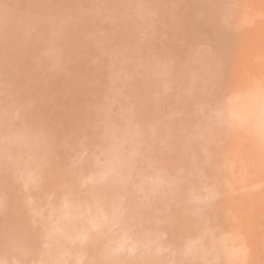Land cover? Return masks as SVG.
I'll list each match as a JSON object with an SVG mask.
<instances>
[{"label":"bare ground","instance_id":"6f19581e","mask_svg":"<svg viewBox=\"0 0 264 264\" xmlns=\"http://www.w3.org/2000/svg\"><path fill=\"white\" fill-rule=\"evenodd\" d=\"M1 1L0 92L9 102L3 103L2 91L0 178L6 183L0 182V192L13 197L7 199L3 193L6 198H1L0 193V234H4L0 264H264V246L259 249L264 245V24L258 19L263 15L258 6L264 10V0L249 6L242 0L247 9L238 5L241 0H32L31 8L30 0ZM250 8L256 13L251 11L253 17L260 15L257 22L262 26L251 25ZM158 11L176 17L159 16ZM29 12L32 17H24ZM168 17H175L174 22ZM16 20L19 23L14 24ZM178 22L182 35L173 31ZM166 28L169 36L163 34ZM259 29L262 34L256 37L253 33ZM65 32L73 38L70 33L66 38ZM186 33L203 35L205 42L195 35V42L188 44ZM175 37L182 41L176 44L180 50L173 47ZM172 39L175 42L169 44ZM198 44L204 45L200 51ZM146 51L155 52L163 66ZM84 53L95 60L83 59ZM240 53L246 54L248 63H239ZM109 54L114 57L106 60ZM186 59L192 67L182 62ZM140 61H147L148 69L144 68L149 71L142 72L139 66L145 63ZM250 61L252 68H260L256 76L262 79L257 83L251 81L257 70L249 74ZM118 63L122 68L126 65L123 69L128 73ZM106 64L114 66V72ZM242 64L244 68L250 64L244 72L250 75L246 84L253 89L243 88L249 76L240 73ZM52 65L59 69L61 80L52 75L54 70L47 76ZM221 72L231 74L227 80L233 74L234 85L220 80ZM115 73L121 83L117 81L105 101L112 99L105 104L102 99L115 87ZM108 74L112 76L105 77ZM108 83L107 92L99 90ZM216 85L220 90L215 91ZM93 86L107 94L97 95ZM177 87H183L186 96L171 95ZM242 88L251 94L246 96L250 92ZM147 97L149 102L143 105L141 100L148 101ZM28 99L44 115L37 111L41 115L37 119L36 110L23 108ZM12 101L17 107L10 106ZM17 150L21 153L15 154ZM19 179L25 191L30 190H23L24 196L19 193L23 187ZM5 185L19 192L14 196ZM16 198L19 204L13 202ZM2 199L13 205L5 206Z\"/></svg>","mask_w":264,"mask_h":264},{"label":"rangeland","instance_id":"374dc122","mask_svg":"<svg viewBox=\"0 0 264 264\" xmlns=\"http://www.w3.org/2000/svg\"><path fill=\"white\" fill-rule=\"evenodd\" d=\"M31 1H32V0L29 1V7H30V4H31ZM34 1H35V0H34ZM34 1H32V2H34ZM188 1H189V0H188ZM202 1H203V0H202ZM233 1H235V0H233ZM243 1H247V2H248V4H247V3H246V4L243 3L244 5H247V6H249V5H253V4H257V2H256L257 0H253V2H255V3H252V0H251V1H250V0H243ZM249 1H250V2H249ZM1 2H4V0L1 1ZM26 2H28V0H26ZM177 2H178V1H176V4H177ZM189 2H190V1H189ZM236 2H237V1H236ZM241 2H242V0L240 1V3L237 2L238 5H240ZM258 2H259V4H261L263 1H262V2L258 1ZM174 3H175V2H174ZM174 3H173V4H174ZM251 3H252V4H251ZM0 4H2V3H0ZM32 4H33V3H32ZM35 4H37V1L35 2ZM243 4H241V5L244 6ZM123 5H124V7H125L124 10L126 11V7L128 8V6H127L128 3H127V4H123ZM125 5H126V6H125ZM34 6H35V5H34ZM131 6H132V5H131ZM133 6H134V5H133ZM242 6H241V7H242ZM247 6H244V8H246ZM255 6H256V5H255ZM259 6H260V5H259ZM259 6H258L259 11H260V12H262V11L264 12V10H261V8H260ZM0 7H1V6H0ZM134 7H135V6H134ZM134 7H133V8H134ZM30 8H31V7H30ZM122 8H123V6H122ZM130 8H131V7H130ZM133 8H132V9H133ZM244 8H243V9H244ZM252 8H253V7H252ZM254 8H255V7H254ZM254 8H253V9H254ZM136 9H139V10L142 9V10H143V8H141V9H140V8H136ZM243 9L239 7L238 10H242V11H243ZM246 9H247V8H246ZM253 9H251V8H250V10L248 9V10L250 11L251 15H250V14H247V15H248V16H251V17H248V16H247V17H248V19H249V18H251V19L253 18L254 21H255V20L257 19V17L260 16V15H257L256 18L253 17V16H255L254 14H252L253 12H251ZM28 10H30V9H28ZM124 10L122 9V11H124ZM134 10H135V9H133L132 11H134ZM174 10H175V12H177L176 9H174ZM248 10H247V12H248ZM127 11H130V9H129V10L127 9ZM193 11H195V9H194ZM242 11H240V13H242ZM253 11H254V10H253ZM255 11H256V12H259V11L257 10V7L255 8ZM255 11H254V13H255ZM17 12H18V11H17ZM17 12L14 13L15 16H16V13H17ZM30 12H31V11H30ZM30 12H29V15H28V14H25V15H24V13H25V12H24V13H23L24 17H25V16H27V17H32V15L30 16ZM184 12H185V11H184ZM184 12H183V13H184ZM243 12H244V11H243ZM245 12H246V10H245ZM260 12H259V14H260ZM263 12L261 13V14H263L262 17L260 16V18H258V19H262V20L264 19V13H263ZM26 13H27V12H26ZM82 13H84V12H82ZM82 13H80V14H81V17L84 15V14H82ZM128 13H131V11L128 12ZM157 13H159V11H158ZM157 13H156V15H157ZM161 13H162V12L160 11L159 16L161 15ZM163 13H164V12H163ZM163 13H162V15H164V16L167 15V14H163ZM178 13H180V12H178ZM178 13H177V14H178ZM193 13H194V14H197L198 12L196 11V12H193ZM193 13H192V16L195 17L196 15H193ZM18 14H20V12H19ZM31 14H32V12H31ZM180 14H181V13H180ZM180 14H179V15H180ZM189 14H190V13H189ZM255 14H256V13H255ZM23 15H22V16H23ZM171 15H172V16L175 15V17H176V14H174V13L171 14ZM171 15H170V16H171ZM184 15H187V12H185ZM252 15H253V16H252ZM15 16H13V18H14ZM20 16H21V15H20ZM154 16H155V15H154ZM167 16H169V14H168ZM170 16H169V17H170ZM180 16H181V15H180ZM198 16H199V14H198ZM16 17H19V15L16 16ZM16 17H15V18H16ZM162 17H163V16H161V19H162ZM169 17H168V19H169L168 22H170V20L174 22V20H172V19H173V18L175 19V17H172V19H170ZM177 17H179V16H177ZM183 17H184V16H182V18H183ZM187 17H188V16H187ZM187 17H186L185 19H187ZM196 17H197V16H196ZM200 17H201V15H200ZM22 18H23V17H22ZM165 18H166V17H165ZM165 18H164V19H165ZM179 18H180V17H179ZM198 18H199V17H198ZM19 19H21V18L19 17L17 20H19ZM158 19H159V18H158ZM164 19H163V20H164ZM180 19H181V18H180ZM251 19H250V20H251ZM258 19L255 21L256 23H255L254 21L251 20V21H252V22H251V25H252V26L254 25V26L256 27L257 24L259 23V22H257ZM17 20H16V22L14 21V24H17V22H18ZM22 20H23V19H22ZM159 20H160V19H159ZM163 20H161V21H163ZM250 20H248V21H249V24H250ZM262 20L260 21V23L262 22L261 24L263 25V24H264V22H263L264 20H263V21H262ZM166 21H167V20H166ZM177 21H178V20H177ZM182 21H183V20H182ZM182 21H181V22H182ZM184 21H185V23H188V22H186L187 20H184ZM164 22H165V21H164ZM164 22H162V23H164ZM168 22H165V25H166V23H168ZM12 23H13V22H12ZM18 23H19V22H18ZM178 23H179V22H178ZM253 23H254V24H253ZM169 24H170V23H169ZM169 24H168V25H169ZM171 24H173V23H171ZM171 24H170V26H171ZM181 24H182V23H181ZM181 24L179 23V26H178V24H177L178 29L173 30V31L175 32V34H176V32L179 33L180 28L182 29V27H181L182 25H181ZM261 24H258V25H259V26H262ZM76 25H78V24H75L74 26H76ZM168 25H167V26H168ZM173 25H174V24H173ZM184 25H185V24H184ZM78 26H79V25H78ZM167 26H166V27H167ZM170 26H169V27H170ZM175 26H176V25H175ZM175 26H174V27H175ZM177 26H176V27H177ZM243 26H245V25H242V27H243ZM246 26L248 27V25H246ZM263 26H264V25H263ZM263 26H262L261 28L264 29ZM76 27H77V26H76ZM80 27H81V26H80ZM176 27H175V28H176ZM250 27H251V26H250ZM250 27H249V29H250ZM101 28H103V27L101 26ZM101 28H100V30H102ZM147 28H148V27H147ZM147 28H146V29H147ZM152 28H153V29H152ZM152 28L149 27V29L154 30V27H152ZM252 28H253V27H252ZM259 28H260V27H259ZM103 29H104V28H103ZM171 29H173V27H171L169 30H171ZM249 29L245 27V30H249ZM256 29H257V28H256ZM263 29H261V31H262ZM82 30H84V29H83V28L81 29V31H80L81 33H82ZM106 30H107V29H106ZM109 30H110V29H108V31H109ZM257 30H258V29H257ZM103 31H104V30H103ZM108 31H107V32H108ZM161 31H163V30H161ZM165 31H168L167 28H166V30L164 29V31H163V34H164V35H166V34L164 33ZM249 31H250V30H249ZM261 31H260V29H259L258 32L255 31V33H253V34H254V35L256 34V37H257V35L260 37V34H262ZM263 31H264V30H263ZM72 32H74V31H72ZM107 32H106V33H107ZM145 32H146V33H147V32H150V30H148V31L144 30L143 33H145ZM154 32H155V31H154ZM154 32H153V33H154ZM168 32H169V31H168ZM181 32H182V31H181ZM181 32H180V33H181ZM200 32H201V31H200ZM202 32H203V31H202ZM241 32L243 33V31H241ZM66 33H67V32H65V35H64V36H65L66 38H68V37L70 36L71 33H70V32H69L70 34L67 33V34H69L68 36H66ZM78 33H79V31H78ZM98 33H99V30H98ZM98 33H97V34H98ZM100 33H102V32H100ZM100 33H99V35H97V34L95 33V36H98V37H99V36L101 35ZM109 33H111V34H109ZM151 33H152V32H150V35H153V34H151ZM158 33H160V32H158ZM158 33H157V35H158ZM166 33H167V32H166ZM170 33H171V31H170ZM170 33H169L168 35H166V36H169ZM180 33H179V34H180ZM74 34L77 35L76 32H75ZM108 34L111 35V36H113V35H112L113 32H112L111 30H110V32H108ZM155 34H156V33H155ZM179 34H178V35H179ZM71 35H72V34H71ZM147 35H148V33H147ZM164 35H160L162 39H163ZM171 35H172V34H171ZM180 35H182V34H180ZM186 35H187V33H186ZM193 35H194V34H193ZM193 35H192V36H193ZM195 35H196L197 38H198V37H200V38L202 37V39H203V35L199 36L198 33L195 34ZM195 35H194V36H195ZM93 36H94V35H93ZM93 36H92V37H93ZM106 36H107V34H106ZM111 36H109V37H111ZM173 36H174V35H173ZM183 36L185 37L184 34H183ZM187 36H189V35H187ZM194 36H193V37H194ZM70 37H71V36H70ZM74 37H75V36H74ZM98 37H95V38H98ZM102 37H104V32H103V35L101 36V38H102ZM109 37H107V38H109ZM170 37H171V36H170ZM170 37H169V38H170ZM178 37H179V36H178ZM178 37H177V38L175 37V40H177V42H175V41L172 39L173 42H169V41H168L169 44L175 42V46H173V45H172V46H173V47H177L176 44L179 45V43L182 42V41L179 40L180 38L178 39ZM181 37H182V36H181ZM184 37H182L183 41H184ZM193 37L189 36V37H188V38H190L189 41L192 40ZM196 37H194V38L196 39ZM71 38H73V35H72ZM75 38H76V37H75ZM75 38H74V39H75ZM105 38H106V37H104V39H105ZM164 38H166V37H164ZM167 38H168V37H167ZM186 38H187V37H186ZM261 38H262V37H261ZM56 39H57V38H56ZM98 39H99V38H98ZM163 40H164V39H163ZM178 40H179V42H178ZM203 40H204V42H205V38H204ZM203 40H202V42H203ZM165 41H167V40H165ZM189 41L186 39V41H184V42H188V44H189V43H192L191 41H190V42H189ZM193 41L195 42L194 39H193ZM168 42H167L166 44H168ZM200 42H201V40H200ZM204 42H203V43H204ZM56 43H57V42H56ZM56 43H55V44H56ZM60 43H61V42H60ZM197 43H198V41H197ZM62 44H63V43H62ZM65 44H66V43H64L63 45H65ZM99 44H100V43H99V41H98V45H99ZM181 44H182V43H181ZM194 44H195V43H194ZM63 45H62V46H63ZM76 45H77V44H76ZM92 45H93V47H94V46H96L97 44H96V45L92 44ZM92 45H91V48H93ZM102 45H104V44H102ZM102 45H101V47H102ZM105 45H106V44H105ZM184 45H186V44H184ZM196 45H197V44H196ZM198 45H199V46H195V45H194V46L197 47L198 50H199V49H200V45H202V44H198ZM62 46H61V47H62ZM169 46H170V45H169ZM181 46H183V45H181ZM194 46H193V47H194ZM202 46L204 47V45H202ZM202 46H201V49H200V50L203 49ZM54 47H55V46H53V48H49V49H52V50H53V49H55ZM57 47H59V46H57ZM57 47H56V48H57ZM179 47H180V46H179ZM186 47H188V46H186ZM190 47H192L191 44H190ZM95 48H97V47H95ZM99 48H100V45H99ZM183 48H184V46H183ZM57 49H59V48H57ZM171 49H173V48H171ZM176 49L180 50V48H178V47H177ZM176 49H175V50H176ZM181 49H182V47H181ZM192 49H193V48H192ZM194 49H195V50H194V51H195L194 53H195V56H196V55H197V53H196V48H194ZM47 50H48V48H47ZM47 50H46V51H47ZM89 50H91V49L89 48ZM95 50H96V49H95ZM175 50H173V51H171V52L174 53V54H176V56H179V54L177 53L178 50H177L176 52H174ZM183 50H187V48H186V49H183ZM183 50H182V51H183ZM198 50H197V51H198ZM200 50H199V51H200ZM56 51H57V50H56ZM160 51H161V50H160ZM188 51H189V50H188ZM92 52L95 53V52H94V49H93ZM158 52H159V51H158ZM89 53L91 54V52H89ZM145 53H147V55H148L149 53H151V54H149V55H150L149 57H151L153 51H152V52H147V51H146ZM154 53H155V52H154ZM154 53H153V56H154L156 59H154V58H153V59L158 61V63L155 62V64H156V63L159 64V62H162V60H159L158 57H156ZM179 53H180V52H179ZM192 53H193V52H192ZM84 54H85V53H84ZM84 54L81 56L83 59H86V60H90V59L95 60V59H93V58H90V57H92V56H90L89 54H88V55L90 56L89 58H87V57H88L87 54H85L86 56H84ZM111 54H113V53H111ZM142 54H143V53H142ZM158 54H159V53H158ZM180 54H181V53H180ZM187 54H188V53L186 52L185 55H187ZM240 54H241V53H240ZM240 54H238V55H240ZM91 55H92V54H91ZM95 55H96V53H95ZM113 55H114V54H113ZM113 55L111 56V55L109 54V56L107 57L106 60H108V58H109L110 56H111V57H114ZM160 55H161V53H160ZM172 55H173V54H171V56H172ZM181 55H184V54L182 53ZM190 55H191V52L189 53V59H190ZM192 55H193V54H192ZM241 55H242V56H241ZM241 55H240V57H242V58L239 57L240 60L242 59L241 62H240V60H239L238 58H236V59H238L239 63H243V64L248 63L247 61H249L250 59H248L247 57H246V58H247L248 60H247V59H244V57H245L246 54H244V55L241 54ZM247 55H248V54H247ZM144 56H145L146 58H149V57H147L146 55H144ZM144 56H143V57H144ZM176 56H173V57H176ZM202 56H203V55H202ZM205 56H207V55H205ZM81 57H80V58H81ZM93 57H94V55H93ZM143 57H142V59H143ZM145 57H144V58H145ZM173 57H172V58H173ZM179 57H180V56H179ZM179 57H178V58H179ZM82 58H81V59H82ZM178 58H176V59H178ZM181 58H182V57H181ZM185 58H186V57H185ZM205 58H206V57H205ZM179 59H180V58H179ZM183 59H184V58H183ZM183 59H180V60H183ZM189 59H188V60L186 59L187 62H186V61H182V62L188 64V62H190ZM263 59H264V56H263ZM106 60H105V61H106ZM109 60H111L112 63L114 62L113 64H114V66L116 67V65H115V61H113V59H109ZM145 60H146V59H145ZM145 60H143V61H145ZM246 60H247V61H246ZM141 61H142V60H141ZM141 61H140V62H141ZM143 61H142V62H143ZM150 61H151V59H148V62H150ZM204 61H206V60H204ZM244 61H246V62H244ZM142 62H141V63H142ZM163 62H164V61H163ZM261 62H262V61H261ZM129 63H130V62H128V63H126V64H128L129 66H131L130 64H132V63H130V64H129ZM144 63H145V62H144ZM144 63H142V64H144ZM150 63H151V62H150ZM167 63H168V62H167ZM191 63H192V62H191ZM191 63H190V65H191ZM100 64H101V63H100ZM109 64L111 65V63H109ZM109 64H108V65H109ZM118 64H119V63H118ZM146 64H147V61H146V63H145L144 65H141V64H140L141 66H139V67H141V70L143 69V71H142L143 73H145L144 70H146V69L144 68V66H146ZM155 64H154V66H155ZM163 64H164V63H163ZM243 64H242V65H243ZM250 64H251V61H250ZM250 64H249V65H250ZM106 65H107V64H106ZM108 65H107V66H108ZM110 65L108 66V68L111 70L110 72H114L115 67H114V66H111V67L113 68V69H112V68L110 67ZM121 65H122V64H119V67H121V69H123V68H128V67H125L126 65L124 66V64H123V68H122ZM138 65H139V64H138ZM150 65L153 66V61H152V63H151ZM165 65L167 66L168 64H165ZM190 65L188 64L189 67H192V65H191V66H190ZM204 65H205V64H204ZM223 65H224V64H223ZM242 65H240V67H241ZM249 65H247V66H248V67H247L248 69L251 68V69H250L251 71L249 70V71H250L249 74H250L251 72L253 73V72H255V71L257 70V72L254 73V74H255V77H254V75H253L252 73L250 74V75H253V77H254V78H253V77L251 76V78H252L251 81H255L256 83L259 82V81H260V77H261V75H260V77H259V75L256 76V74H258V71H259L260 68L258 67V68H259V69H258L257 66H255V67L252 68L253 64H251V66H250V68H249ZM53 66H54V65H52L51 67H48V68H50L49 71H48V69L46 68V70L48 71L47 73H49L50 70H51V71L54 70V69H53ZM59 66H61V65H60V64H59V65L56 64V67H58V68L60 69ZM107 66H106L105 68H107ZM148 66H149V65H148ZM148 66H146L147 69H148ZM152 66H150V67L152 68ZM159 66H163L162 63L159 64ZM159 66L156 65V67H159ZM168 66H169V65H168ZM219 66H221V65H219ZM244 66H246V65H243V66L241 67V69H243ZM139 67H138V68H139ZM240 67H239V68H240ZM51 68H52V69H51ZM58 68H57V70L59 71ZM105 68H103V70L101 69L102 72H103V71L105 72V70L108 69V68H107V69H105ZM129 68H130V67H129ZM138 68H137V69H138ZM216 68H218V66H217ZM245 68H246V67H245ZM245 68H244V70H242V71L240 70V71H241L240 73H244V75H245L247 78H248V76H249L248 79H246V78L244 79L245 76L242 74V77H243L242 79H244V81L246 80V81H245V85H247V86H243V88H244V87H245V88L248 87V90H249V89L252 88V87H250V86H252V85H248V84H250L248 81H250L249 79H251V78H250V75H248V73L244 72L245 70H248L247 68H246V69H245ZM135 69H136V68H135ZM137 69H136V70H137ZM139 69H140V68H139ZM149 69H150V68H149ZM154 69L156 70V68H154ZM154 69H153V70H154ZM169 69H170V67H169ZM219 69H220V68H219ZM222 69H223V68H222ZM225 69H226V68H225ZM225 69H224V70H225ZM252 69H255V70H252ZM44 70H45V69H44ZM123 70H124V69H123ZM129 70H130V69H128V71H129ZM155 70H154V71H155ZM217 70H218V69H217ZM54 71H55L54 74H52V72H51L52 75H57V74H58L59 77L61 76V75L59 74L60 71H59V72L56 71V70H54ZM99 71H100V70H99ZM124 71H126V69H125ZM124 71H123V72H124ZM134 71H135V70H134ZM134 71H133V72H134ZM139 71H140V70H139ZM139 71H138V73H139ZM146 71H149V70H146ZM150 71H152V70H150ZM220 71H221V69H220ZM57 72H58V73H57ZM100 72H101V71H100ZM104 72H103V73H104ZM107 72H109V71H106V74H107ZM120 72H122V70H120ZM120 72H119V73H120ZM142 72H140V73H141L140 75L143 74ZM229 72H230V71H229ZM247 72H248V71H247ZM45 73H46V71H45ZM116 73H117V72H116ZM116 73H115V74H112L114 79L117 78V77H116V76H117ZM126 73H128V72L126 71L125 74H126ZM135 73H136V71H135ZM193 73H196V71H193L192 74H193ZM219 73H220V72H219ZM221 73H222V76H220V80H221V79H222V80L225 79V77L227 78V77L229 76V74H230V73H229L228 76H226L227 73H224V72H221ZM121 74H122V73H121ZM121 74H120V75H121ZM123 74H124V73H123ZM123 74H122V75H123ZM133 74H134V73H133ZM246 74H247L248 76H247ZM259 74H260V73H259ZM49 75H50V73L47 74V76H49ZM58 75H57V77H56L57 79L59 78ZM112 75L109 76V74H108V76L105 75V77H108V78H109V77H111ZM120 75H118V76H120ZM122 75H121V76H122ZM128 75H129V74H128ZM134 75L137 76L138 74H137V75L134 74ZM230 75H231V74H230ZM121 76H120V77H121ZM124 76H125V75H124ZM223 76H224V78H222ZM232 76H233V78H232L231 76H230L231 78L229 77L230 80H227V79L224 80L225 82H226V81L228 82L227 85H229V86L234 85L233 83L231 84V82H233L234 79H235L233 74H232ZM50 77H51V76H50ZM61 77L63 78V76H61ZM61 77H60V80L62 79ZM120 77H119V79H122V78H123V77H121V78H120ZM257 77H258V78H257ZM48 78H49V77H48ZM56 78L54 79V76H52L51 79L57 80ZM51 79H50V80H51ZM117 79H118V78H117ZM123 79H125V77H124ZM231 79H233V80H231ZM254 79H255V80H254ZM256 79H259V80H256ZM261 79H262V77H261ZM105 80H107V82H109L107 78H106ZM110 80H111V79H110ZM115 80H116V79H115ZM115 80H114V86H115V84L117 83V81L120 82L119 80H116V81H115ZM220 80H219V81H220ZM124 81H125V80H124ZM164 81H166V80H164ZM164 81H163V83H165ZM244 81H242V84H243ZM251 81H250V82H251ZM107 82H106V83H107ZM126 82H127V81H126ZM210 82H211V81H210ZM210 82H209L208 84H211V86L213 85L212 87H214V84H213L214 82H213V83H210ZM217 82H218V81H217ZM220 82H221V81H220ZM235 82H236V81H235ZM235 82H234V83H235ZM255 82H252V83L254 84ZM111 83H113V82H111ZM120 83H121V82H120ZM163 83H162V84H163ZM222 83H223V82H222ZM222 83H221V84H222ZM246 83H248V84H246ZM108 84H109L108 87H105V88L101 87L99 90H104V89H105L106 92H107V89L109 90V89H110V85H111L110 83H108ZM127 84H128V83H127ZM127 84H126V87H124V88H127V87H128ZM144 84H145V83H144ZM221 84L219 83V85H221ZM225 84H226V83H224V85H225ZM235 84H237V82H236ZM242 84H241V85H242ZM96 85H98V84H96ZM146 85H147V84H146ZM163 85L165 86L166 83L163 84ZM200 85H203V84L200 83ZM224 85H223V87H224ZM98 86H99V85H98ZM106 86H107V85H106ZM112 86H113V85H112ZM124 86H125V85H124ZM148 86H149V85H148ZM198 86H199V85H198ZM206 86H207V85H206ZM216 86H217V85H216ZM229 86H227V87H229ZM162 87H163V86H161V88H162ZM208 87H210V85H209ZM225 87H226V85H225ZM249 87H250V88H249ZM94 88L98 89L97 86H93V89H94ZM114 88L116 89V86L113 87L112 90L110 89V93H108V94L106 93L107 95H106L104 92H102V91H99V90L94 89V91H98V94H97V92H96L95 95L97 94V95H100V96L102 97L103 94H105V95H106V97L104 96L105 99H104V98L102 99L100 96H99L100 98L97 97V99L99 98V100L102 99V100L105 101V100L107 99L108 95H109V97H110L111 92H114V91H115ZM165 88L167 89V87H165ZM181 88H182V90L184 89L183 87H181ZM181 88H180V89H178V87H177V89H176V88H172V90H174V92H176L175 94H174L170 89L168 90V92L171 91V92L173 93V94H171V95H176V94H177V95H179V96H180V95H181V96H186V94L184 93L185 91H184V90L182 91ZM201 88H202V86H201ZM220 88H221V87H220ZM220 88L218 89V86H217L216 89H215V88H210V89H212V90H209V91H212V92H213L214 89H215V91H216L217 89L220 90ZM243 88H242V90H245V89H243ZM162 89H163V88H162ZM239 89H240V87L238 88V90H239ZM252 89H253V88H252ZM163 90H164V89H163ZM218 90H217V91H218ZM248 90H247V91L245 90L246 93H247V92H250V91H248ZM2 91H3V90H1L0 95H1ZM161 91H162V90H161ZM164 91H165V90H164ZM164 91H163V93H165ZM166 91H167V90H166ZM178 91H179V92H178ZM180 91H181V93H180ZM239 91H241V90H239ZM101 92H102V95L100 94ZM108 92H109V91H108ZM232 92H234L235 95H236V93L239 94L238 91L235 92V91L233 90ZM241 92H242V91H241ZM241 92H240V93H241ZM3 93H4V91H3ZM3 93H2V97H4V100L1 99V96H0V99H1V100L3 101V103H5V105H6V103L9 102V101L5 102L6 100H8V99H7L8 97L5 99V96H6V95H5V93H4V94H3ZM129 93H130V92H129ZM163 93L161 92L162 95H163ZM178 93H179V94H178ZM207 93H208V92H207ZM234 93H233V95H234ZM243 93H245V92L243 91ZM243 93H242V94H243ZM112 94H113V93H112ZM165 94L167 95V93H165ZM242 94H241V95H242ZM250 94H251V92H250L249 94L247 93L246 96H249ZM3 95H5V96H3ZM169 95H170V93H169ZM171 95L168 96V97H171ZM229 95H230V94H228L227 96L229 97ZM242 96H245V94L242 95ZM10 97H11V96H10ZM15 97H16V96H15ZM21 97H22V96H21ZM21 97L19 98V96H18L16 99L19 98V100H20ZM109 97H108V98H109ZM165 97H166V96H165ZM168 97H167L166 99H168ZM176 97H177V96H176ZM232 97L234 98V96H232ZM23 98H24V97H23ZM147 98H148V97H147ZM11 99H13L14 102H15V100H16L15 98H11ZM111 99H112V98H111ZM111 99L105 101V104H109L108 101H110ZM171 99H172V97H171ZM171 99H168V101H170ZM173 99H174V98H173ZM1 100H0V102H2ZM144 100H145V99H144ZM151 100H153V99L151 98ZM151 100H150V102H151ZM13 101H12V103H10V104H11V105H10L11 107H12V104L14 103ZM17 101H18V100H17ZM21 101H22V100H21ZM21 101H20V102H21ZM166 101H167V100H166ZM175 101H177V99L173 101L174 104H175ZM10 102H11V101H10ZM20 102H18V103L20 104ZM24 102H25V103H23V105H24L23 108L25 107L26 110H27V109H30V110L32 109V110H34V112H35V110L38 109V107H37V108L34 107L32 103H31L32 105H29V104H28V103H29V99H28V101H27V100H26V101L24 100ZM31 102H32V101H31ZM141 102L143 103V105H146V104H144V103H145V102H146V103L149 102V98H148V101L145 100V101L143 102V101L141 100ZM3 103H0V105L3 104ZM154 103H155V101L153 100V101H152V104L154 105ZM26 104L29 105V106H25ZM34 104H35V103H34ZM152 104H150V105H152ZM162 104H163V103H162ZM164 104H166V102H165ZM167 104H168V103H167ZM171 104H172V103H171ZM17 105H18V104H17ZM21 105H22V104H21ZM168 105H169V104H168ZM1 106H2V105H1ZM1 106H0V108H1ZM3 106H4V105H3ZM7 106L10 107L9 105H7ZM7 106H6V107H7ZM14 106L17 107L15 103H14ZM19 106H20V105H19ZM36 106H37V105H36ZM4 107H5V106H4ZM4 107H2V108H4ZM6 107H5V108H6ZM15 107H13V108H15ZM148 107H149V104H148ZM150 108H151V107H150ZM7 109L12 110V108H11V109H10V108H7ZM7 109H6V110H7ZM15 109H17V108H15ZM25 109H23V110L25 111ZM13 111H14V110H13ZM17 111H20V109H17ZM37 111L40 112V109H39V110H36V113L38 114L39 112H37ZM149 111H151V110H149ZM21 112H23V111H21ZM21 112H20V113H21ZM30 113H31V112H30ZM40 113H42V111H41ZM40 113H39L38 115H36V117H35V114H33L34 118H37V116L39 117ZM17 114H18V113H17ZM17 114H16V116H21L20 114H19V115H17ZM41 115H44V113H42ZM41 115H40V116H41ZM30 116H31V115H30ZM30 116H29V117H30ZM198 116H202V115L198 114ZM27 117H28V116H27ZM21 118L23 119V118H25V116L23 117V115H22V116L19 117L18 119H21ZM18 119H17V121H18ZM25 119H26V118H25ZM37 119H38V118H37ZM23 120H24V119H23ZM23 120H21L20 122L23 123ZM28 120H32V119H28ZM33 120L35 121V119H33ZM15 121H16V120H15ZM17 121H16V122H17ZM24 121H27V119L24 120ZM113 121H114V120H112V122H113ZM116 121H117V120L115 119V122H116ZM18 122H19V121H18ZM115 122H113V123H115ZM22 123H21L20 125H23ZM26 123H27V122H26ZM26 123H25V124H26ZM32 123H33V122H32ZM35 123H36V122H35ZM35 123H34V124H35ZM29 124H30V123H29ZM26 125H27V124H26ZM29 126L31 127L32 125H29ZM14 127H16V126H14ZM23 127H24V126H23ZM25 127H26V126H25ZM32 128H34V127H31V129H32ZM25 129H26V130H27V129L30 130L29 127H28V128H25ZM92 136H94V135H92ZM90 137H91V136H90ZM90 137H89V138H90ZM92 138H93V137H92ZM92 138H91V139H92ZM94 138L96 139V137H94ZM86 140H87V139H86ZM93 140H94V139H93ZM97 140H100V139L98 138ZM97 140H96V142L93 143L94 145H95V143L97 144ZM88 141H90V140H88ZM92 142H93V141H92ZM98 142H99V141H98ZM80 145H81V144H79V147H80ZM82 145H83V144H82ZM85 145H86V144H85ZM89 145H91V143H89ZM76 147H77V146H76ZM79 147H78V148H79ZM91 147H95V146H91ZM80 148H81V147H80ZM80 148H79V150H80ZM88 148H89V147H88ZM96 148H97V147H96ZM96 148H90V149H92V150L95 149L96 151L100 152L99 150H97V149H100V146H99V148H97V149H96ZM14 149L16 150L17 148H14ZM82 149H83V148H82ZM77 150H78V149H77ZM77 150H76V151H77ZM87 151H88V150L86 149V153H87ZM147 151H148V150L145 149V150H144V153H146ZM79 152H80V151H79ZM79 152H78V153H79ZM84 152H85V151H83L82 153H84ZM148 152H149V151H148ZM19 153H21V152L19 151ZM19 153H18V150H17V152H16L15 154H19ZM76 154H77V153H76ZM76 154H75V155H76ZM79 154H81V153H79ZM99 154H100V153H99ZM20 155H22V154H20ZM100 155H101V154H100ZM17 156H18V155H17ZM101 156H102V155H101ZM101 158H103V157H101ZM99 159H100V158H99ZM153 160H154V159H152V162H154V165H155V162H156V161H153ZM152 162H151V163H152ZM156 164H157V163H156ZM76 165H77V164H76ZM151 165H153V164H151ZM135 167H138V166L136 165ZM133 168H134V166H133ZM263 171H264V170H263ZM1 172H3V171L1 170ZM1 172H0V173H1ZM263 173H264V172H263ZM6 174H7V173H6ZM1 176H3L2 173H1ZM9 177H10V176H9ZM3 178H4V177H3ZM3 178H0V179L3 180V181H0V182L3 183V186H4V184L6 183V181H4L5 178H4V179H3ZM7 178H8V177H7ZM23 178H24V177H23ZM136 179H137V178H136ZM136 179H135V180H136ZM6 180H7V179H6ZM9 180H10V179H9ZM9 180H8V181H9ZM11 180H12L11 183L13 184V181H14L13 178H11ZM19 181H20L19 184L21 185L23 182L21 183V179H19ZM130 181L133 183L134 179H132V180H130ZM9 182H10V181H9ZM131 182H130V183H131ZM134 182H137V181H134ZM7 183H8V182H7ZM1 185H2V184H1ZM10 185H11V184H10ZM22 186H23V184H22ZM167 186H168V185H167ZM12 187L15 188V186H12ZM168 187H169V186H168ZM171 187H172V186H171ZM255 187H256V186H255ZM253 188H254V187H253ZM260 188L262 189V187H260ZM260 188H259V189H260ZM4 189H6V190L9 189L8 191H14V192H13V195H14V193H16V192H19V191H17V190H13V188H10V187H8V186L6 187V185H5V188H4ZM20 189H22V190H21L19 193L23 194L22 196H24V191H25L24 186H23L22 188H19V190H20ZM254 189L257 190V191H261V189L258 190V187H257V188H254ZM23 190H24V191H23ZM178 190H179V189H177V191H178ZM27 191H28V189H27ZM27 191H25V193H26ZM29 191H30V190H29ZM29 191H28V193H29ZM32 191H33V190H32ZM45 191H46V190H45ZM1 192H2V195L0 194V195H1V198H3V196L5 197V194H6V193L4 192V190L1 191ZM1 192H0V193H1ZM6 192H7V191H6ZM33 192H35V191H33ZM33 192H32V193H33ZM37 192H38V191H37ZM41 192H42V191H41ZM41 192H40V193H41ZM46 192H47V191H46ZM178 192H179V191H178ZM3 193H5V194H3ZM8 193H10V192H8ZM19 193H18V194H19ZM32 193H31V194H32ZM42 193H45V192H42ZM16 195H17V193H16ZM27 195H28V194H27ZM27 195H26V197L29 198V196H27ZM41 195H42V194H41ZM44 195H47V193L44 194ZM14 196H15V195H14ZM42 196H43V195H42ZM6 197H7V199H8V197H10V200H12L11 198H12L13 196H12V194H11V196L6 194ZM6 197H5V198H6ZM17 197H18V196H17ZM20 197H21V196H20ZM20 197H19V198H20ZM40 197H41V196H40ZM44 197H45V196H44ZM28 198H27L26 200H28ZM41 198H43V197H41ZM7 199H4V200L2 199V200L4 201V205L6 206L7 203L13 205V203H12V202H9V200H7ZM22 199H23V198H22ZM22 199H21V200H22ZM16 200H19V201H16ZM26 200H22V203H24V205L27 206V203H28V202L32 204V200H31V198H30V200H28V202H25ZM36 200H37V199H36ZM14 201H16L18 204L20 203V199H17V198H16V199H13V202H14ZM30 201H31V202H30ZM37 201H38V200H37ZM6 202H7V203H6ZM39 202H40V201H39ZM22 203H21L20 205H22ZM25 203H26V204H25ZM41 203H43V202H41ZM41 203H39V205H40ZM15 204H16V203H15ZM15 204H14V206H15ZM9 206H10V205H9ZM17 207H20V206H17ZM232 222H233V221H232ZM238 232H239V231H238ZM1 235H2V234H0V237H1L2 239H4V238H3V237H4V234H3V237H2ZM5 235H6V234H5ZM7 235H8V234H7ZM247 236H248V235H247ZM250 236H252L251 239L254 238V236H253L252 234H250ZM5 237H8V236H5ZM256 237H257V236H256ZM1 238H0V239H1ZM249 238H250V237H249ZM2 239H1L0 241H2ZM260 239H261V238H260ZM245 240H247V237H246ZM3 241H6V240H3ZM6 242H7V241H6ZM243 242L245 243V241H243ZM0 243H1V242H0ZM4 243H5V242H4ZM241 243H242V242H241ZM241 243H239V244H241ZM250 243H251V242H250ZM261 246L263 247L264 245H260V246H259V249L262 248ZM263 248H264V247H263ZM261 250L263 251V249H261ZM262 254H264V253H262ZM263 256H264V255H263ZM260 257H261V256H260ZM26 258H27V257H26ZM27 259H29V256H28Z\"/></svg>","mask_w":264,"mask_h":264}]
</instances>
